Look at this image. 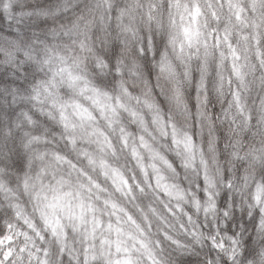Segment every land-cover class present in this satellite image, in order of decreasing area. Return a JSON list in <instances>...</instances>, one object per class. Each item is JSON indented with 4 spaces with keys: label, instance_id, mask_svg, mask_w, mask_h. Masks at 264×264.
I'll return each instance as SVG.
<instances>
[{
    "label": "clouds",
    "instance_id": "1",
    "mask_svg": "<svg viewBox=\"0 0 264 264\" xmlns=\"http://www.w3.org/2000/svg\"><path fill=\"white\" fill-rule=\"evenodd\" d=\"M0 264H264V0H0Z\"/></svg>",
    "mask_w": 264,
    "mask_h": 264
}]
</instances>
